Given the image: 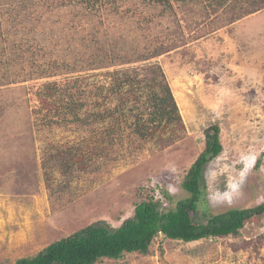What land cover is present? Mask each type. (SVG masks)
<instances>
[{
    "label": "rangeland",
    "instance_id": "obj_1",
    "mask_svg": "<svg viewBox=\"0 0 264 264\" xmlns=\"http://www.w3.org/2000/svg\"><path fill=\"white\" fill-rule=\"evenodd\" d=\"M73 2L0 0V60L4 56L1 35L20 32L29 40L24 42L23 59L36 56L41 64L58 66V75L49 78H42L39 68L34 72L33 66L19 62L0 69V264L36 256L96 222L120 227L142 200L140 187L155 190L165 204L163 190L175 199L187 197L181 183L204 151V131L211 125L221 129L223 152L205 170L207 189L199 205L202 222L204 212L262 206L264 9L223 27L209 21L195 23L192 31L185 27L184 13L177 11L185 42L158 58L119 68L141 71L149 64L159 65L183 127H170L139 149L125 144L122 152L111 157L88 158L87 168L73 172L69 163L64 173L62 156L52 161L56 153L51 148L75 144L82 135L75 126L44 125L46 111L41 112L38 92L48 82L64 86L79 80L81 88L93 95L106 85L110 80L106 69H66L85 60L84 39L89 40V34L111 55L113 48H119L116 56L127 60L161 32L155 23L145 31L138 20L107 9L98 17L86 16ZM239 228L240 236L218 241L185 243L161 236L150 256L131 254L102 264H264V214Z\"/></svg>",
    "mask_w": 264,
    "mask_h": 264
},
{
    "label": "trees",
    "instance_id": "obj_2",
    "mask_svg": "<svg viewBox=\"0 0 264 264\" xmlns=\"http://www.w3.org/2000/svg\"><path fill=\"white\" fill-rule=\"evenodd\" d=\"M73 5L83 9L86 16L98 17L101 10L107 9L119 17L138 20L145 31L151 30L155 23L161 32L152 41L146 40L140 50H135L136 57L133 55V59L128 57L127 60L116 56L119 48H113L111 55L105 50L108 47L100 46L96 36L89 34V40L84 39L85 60L77 62L75 68L66 69H106L110 77L106 85L98 87L93 95V92L88 93L81 88L79 80L64 86L48 82L38 92L41 112L46 111L44 125L51 128L75 126L82 135L75 144L51 148V152L56 153L51 157L52 161L62 156L61 171L64 173L70 169L69 163L74 166L71 169L73 172L87 168L88 158L111 157L117 151V154L122 152L125 144L127 148L139 149L156 140L157 134L168 128L183 127L176 100L159 65L149 64L141 71L119 68L158 58L185 42V31L179 22L178 12L184 13L185 27L189 31L195 23L205 24L207 21L215 27H223L263 10L264 0H74ZM165 20L167 22L161 26ZM24 34L27 35L26 32ZM1 38L4 41L1 49L4 56L0 60V69H8L19 62L23 67L33 66L34 72L39 68V72L44 74L42 78L58 75L55 63L41 64L40 57L36 56L22 58L25 40L28 39L20 32L5 33ZM42 65H47V68ZM36 125L39 127V124ZM220 134L218 125H211L204 131L205 149L181 183L187 197L175 199L163 190L165 204L157 198L155 190L140 187L142 200L135 205L133 217L125 220L120 227L113 228L102 221L93 223L50 244L36 256L22 258L15 264H102L105 260L121 261L131 254L150 256L156 239L161 236L165 240L185 243L240 236V224L256 216L261 217L264 204L250 210L233 209L221 214L204 212L205 222L199 215V205L207 189L204 178L206 167L223 152Z\"/></svg>",
    "mask_w": 264,
    "mask_h": 264
}]
</instances>
